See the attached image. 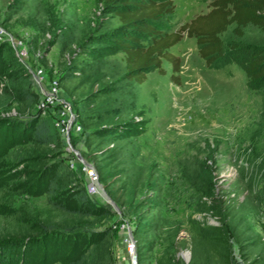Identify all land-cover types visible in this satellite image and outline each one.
<instances>
[{"label": "rangeland", "instance_id": "374dc122", "mask_svg": "<svg viewBox=\"0 0 264 264\" xmlns=\"http://www.w3.org/2000/svg\"><path fill=\"white\" fill-rule=\"evenodd\" d=\"M173 1L175 14L165 22L174 29L211 10L212 0ZM102 9L97 0H0V119L34 115L51 136L50 143L30 141L18 151L10 146L14 125L0 122V243L35 234L33 221L47 218L61 226L109 234L82 260L60 255L52 264H264V173L251 182L248 161L258 153L264 156V82L253 81L248 73L250 56H264V32L248 24L239 36L231 24L221 34L224 54L211 66L201 57L196 38L185 35L173 48L181 57L182 83L170 80L172 64L163 60L166 74L151 72L138 84L124 77L122 51L96 50L108 44L107 34L119 25L117 17ZM55 84V102L43 104ZM103 87L106 93L100 91ZM28 92L35 100L26 98ZM88 96L91 100H85ZM93 98L97 105L106 101L117 115L86 119L84 132L113 122L141 127L139 135L115 141L109 136L99 147H121L123 167L157 186L146 193L150 202L139 208L146 218L139 232L135 216L108 199L98 164L88 156L96 146L88 147L82 127L78 133L70 130L68 140L57 125L64 103L83 117L92 114ZM90 140L102 139L91 135ZM36 154L42 157L38 166L52 163L49 174L59 184L62 202L83 187L109 210L86 218L82 211L51 207L48 192L36 193L42 189L32 162ZM19 155L31 161L19 162ZM78 157L95 168L96 181ZM204 160L216 170L218 188L229 206L236 230L230 244L216 238L218 218L193 199L199 198L192 186ZM49 174L42 180L48 181ZM202 201L209 203L204 196ZM42 255L43 250L34 247L28 262L41 264Z\"/></svg>", "mask_w": 264, "mask_h": 264}, {"label": "trees", "instance_id": "16d2710c", "mask_svg": "<svg viewBox=\"0 0 264 264\" xmlns=\"http://www.w3.org/2000/svg\"><path fill=\"white\" fill-rule=\"evenodd\" d=\"M97 1L102 4L103 12L117 17L119 25L107 34V38L105 36L106 40L104 41L108 44L96 50L101 54H111L115 50L122 51L125 54L126 63L124 77L138 84L144 83L151 72L157 71L159 75L166 74L163 60L172 64L170 80L177 85L182 83L180 75L181 57L173 51V48L185 35L196 38L198 45H200L201 57L211 66L224 54L225 44L221 34L226 32L231 24H235L234 32L239 36L244 35L248 24L258 26L264 32V0H212L209 12L196 15L191 21L181 24L177 29L172 28L170 21L165 22V19L169 20L175 14L173 0ZM102 37L104 36L102 35ZM248 73L253 81L264 82L263 54L256 52L250 56ZM106 90L107 87H103L100 91L106 93ZM90 96L85 100H91ZM35 97L33 92L26 93V98L30 100H35ZM99 98L98 96L97 99ZM93 99L89 102L91 104L89 108L93 110L92 114L87 115L85 113L83 117L76 115V122L82 127L81 133L84 134V137L86 136L85 142L88 147L96 146L93 151L88 153V156L98 164L97 170L100 181L104 183L108 194L122 212L126 215L135 216L136 232H139L142 224L146 223V218L139 211V208L150 202L146 200V193L149 190L156 191L157 186H153L148 179L145 181L140 176L134 177L128 168L123 167L125 161L122 160L121 147L120 149L117 147L99 149V147L108 142L106 137L109 136L113 138L109 141H115L116 139L139 135L141 127L134 123L113 122L101 126L93 132H84L83 121L86 119L102 121L106 119L105 114L112 117L117 115V109L109 110L106 101H101L97 105L95 98ZM0 122L14 125L10 146L18 151L30 141L36 140L42 144L51 142L48 126L39 123L34 115L27 120L20 117L3 118L0 119ZM91 135L102 140L92 141L90 140ZM252 149H255V146H252ZM258 157L260 159L257 161ZM40 159H42L41 155L37 156L36 154L32 161L38 168H36V183L42 186L41 190L38 186L37 189L39 190L36 193L40 195L48 192L52 197L48 199L51 207L54 209L72 208L76 211H82L86 214V218L103 214L104 209L109 210V206L104 208L92 200L83 187L79 194L76 192L69 198L68 201L70 202H62L63 199L59 196V184L54 180V175L49 174L52 163H47L41 167L38 166L41 165ZM30 161V159H24L20 156L19 162L29 163ZM248 161L249 165L252 166V182L261 171L264 173V156L258 153ZM199 170L201 174L198 182L193 183L192 186L199 198L193 199L199 201L197 206L201 210H206L218 218L220 225L216 230V238L230 244V240L236 239V230L230 221L229 206L225 203L221 188H218V178L214 173L216 170L207 164V160L199 165ZM48 174L50 176L48 181L47 179L42 180ZM203 196L209 199L208 205L202 201ZM32 224L36 231L35 234L0 243V264H15L17 258H19L20 264H31L28 262V251L36 246H38L39 251L40 249L43 250L40 259L41 264H52L55 260H60V255L63 258L82 260L109 235L104 230H95L86 226H61L47 218H36ZM52 242L53 249L50 251L49 245ZM57 252L59 256H52ZM66 252L67 256H64ZM1 258H3L2 261Z\"/></svg>", "mask_w": 264, "mask_h": 264}, {"label": "built area", "instance_id": "2783aa9c", "mask_svg": "<svg viewBox=\"0 0 264 264\" xmlns=\"http://www.w3.org/2000/svg\"><path fill=\"white\" fill-rule=\"evenodd\" d=\"M58 94L56 84L47 92V96L43 100V104L53 103L55 102L56 96ZM76 116L71 109V106L68 103H64V109L61 111L59 115V120L57 125L61 128V130L65 133L66 138L69 140V132L70 130L74 132L81 131V126L75 120ZM78 163L83 164V169L88 173L89 178H92L96 181V170L92 167V165L86 163L82 158L78 157Z\"/></svg>", "mask_w": 264, "mask_h": 264}, {"label": "water", "instance_id": "95a60500", "mask_svg": "<svg viewBox=\"0 0 264 264\" xmlns=\"http://www.w3.org/2000/svg\"><path fill=\"white\" fill-rule=\"evenodd\" d=\"M108 199L110 200V202L117 208V205H116V203L112 200V199H110V197H108Z\"/></svg>", "mask_w": 264, "mask_h": 264}]
</instances>
